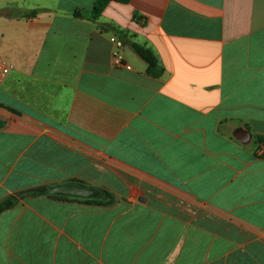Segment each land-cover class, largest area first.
I'll list each match as a JSON object with an SVG mask.
<instances>
[{
    "label": "crops",
    "instance_id": "0c3cea01",
    "mask_svg": "<svg viewBox=\"0 0 264 264\" xmlns=\"http://www.w3.org/2000/svg\"><path fill=\"white\" fill-rule=\"evenodd\" d=\"M95 1L0 0V201L112 196L20 198L0 264H264V0Z\"/></svg>",
    "mask_w": 264,
    "mask_h": 264
},
{
    "label": "trees",
    "instance_id": "16d2710c",
    "mask_svg": "<svg viewBox=\"0 0 264 264\" xmlns=\"http://www.w3.org/2000/svg\"><path fill=\"white\" fill-rule=\"evenodd\" d=\"M111 1L127 3L130 0H96L94 4V9H93V18L97 19L101 15L105 7ZM133 47H134V51L136 52V54L147 64L149 73L154 74V75L158 74L161 69H160L157 57L152 51V49L146 45H142L138 43H134ZM42 194H48L49 196H52V197L83 200V201L93 203L96 205H107L112 202V196L106 190H100V195L98 197L79 198V197H74V196L50 194L49 187L40 186V187L23 190L17 193V195H12L9 198H6L5 200L0 201V213L4 211L5 209L13 207L20 198H23L25 196H37V195H42Z\"/></svg>",
    "mask_w": 264,
    "mask_h": 264
},
{
    "label": "water",
    "instance_id": "95a60500",
    "mask_svg": "<svg viewBox=\"0 0 264 264\" xmlns=\"http://www.w3.org/2000/svg\"><path fill=\"white\" fill-rule=\"evenodd\" d=\"M49 193L79 198H90L98 197L100 195V190L81 183L69 182L57 186H51L49 188Z\"/></svg>",
    "mask_w": 264,
    "mask_h": 264
},
{
    "label": "built area",
    "instance_id": "2783aa9c",
    "mask_svg": "<svg viewBox=\"0 0 264 264\" xmlns=\"http://www.w3.org/2000/svg\"><path fill=\"white\" fill-rule=\"evenodd\" d=\"M0 38H1V33H0ZM111 42L115 46V51L113 52V58H112L113 65L124 66V67L130 69L131 66H130V64L125 62V58H124V54H123V49H124L123 39H121L117 36H112ZM10 70H11V66L1 56V53H0V88H1L5 78L8 76Z\"/></svg>",
    "mask_w": 264,
    "mask_h": 264
}]
</instances>
